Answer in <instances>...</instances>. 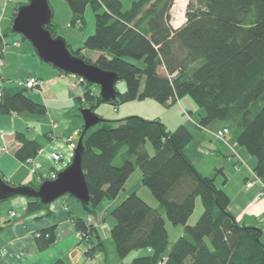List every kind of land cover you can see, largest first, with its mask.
Instances as JSON below:
<instances>
[{"label":"trees","instance_id":"1","mask_svg":"<svg viewBox=\"0 0 264 264\" xmlns=\"http://www.w3.org/2000/svg\"><path fill=\"white\" fill-rule=\"evenodd\" d=\"M65 1L73 24L83 25L87 7L95 17L94 33L82 47L69 45L70 50L116 73L127 86L115 100L104 102L97 85L75 75L85 86L84 96L76 100L79 110L96 112L102 103L118 108L145 99L171 107L189 96L203 111L197 126L221 123L256 158L255 174L264 177V0H198V7L189 6L186 22L176 29L169 23L173 0H135L127 11L121 0ZM47 28L58 35L54 22ZM85 50L100 56L92 61L83 56ZM25 111L41 115L47 109L29 98L27 89H3L0 113ZM16 137L22 143L15 153L18 159L26 161L37 154L35 141L22 134ZM192 141L186 126L169 131L159 118H103L83 139L82 165L89 188L85 210L95 215L103 199L115 200L138 168L142 184L160 208L132 193L112 211L116 223L111 238L120 258L148 250V255L135 258L132 264H159L163 258L166 264H264L262 230L236 220L229 210L228 194L214 177L202 175L188 157L186 148ZM198 198L203 211L190 225ZM27 201L28 214L48 207L37 198ZM74 221L77 232L91 237L95 233L83 220ZM167 223L183 227L170 251ZM39 239L41 247L47 248L54 241V227L41 231Z\"/></svg>","mask_w":264,"mask_h":264},{"label":"crops","instance_id":"2","mask_svg":"<svg viewBox=\"0 0 264 264\" xmlns=\"http://www.w3.org/2000/svg\"><path fill=\"white\" fill-rule=\"evenodd\" d=\"M28 3L29 0H0V31L4 43L8 44L4 53V65L0 67L3 89L12 91L17 87V81L36 76L44 81V85L27 89V96L47 109L41 115L27 111L0 113V174L7 182L16 186H38L46 180L50 172L56 170L51 158L53 152L62 155L59 171L70 164L74 148L68 139L72 138L73 143L77 144L84 126L76 100L84 96L85 86L79 84L77 76L62 73L42 61L31 42L22 35L10 33L17 8ZM49 3L51 5V0ZM54 19L53 12V22L57 27L66 24V35L63 32L59 35L73 49L82 47L85 39L95 31V26H88L87 22V19H92L90 7L86 9L83 25L73 24L72 14L70 21L64 24ZM16 41L19 42L18 47L13 46ZM83 53L87 54L86 50ZM95 53L94 59L86 58L96 61L100 53ZM135 103L136 101L125 103L114 111H121V119L134 114L146 119L159 118L167 127L164 117H152L154 115L151 116L146 107H132ZM100 108L96 112H101L98 114L106 118ZM198 113L203 115L201 110ZM197 121L198 119H193V122ZM193 122L186 118L177 123V126H186L193 134V141L186 148L188 157L202 175L214 177L215 182L220 178V187L230 197V212L240 224L260 228L264 244V196L261 195L264 190V177L259 178L255 174L256 158L232 137L219 139L216 134L223 127L221 123L199 128ZM175 129L171 127L168 130ZM17 134H22L39 145L37 154L32 157L33 163H26L16 157V151L22 146L17 140ZM33 168L38 171L36 175L31 172ZM141 182L140 170L136 168L119 196L115 200L103 199L95 215L87 213L83 204L71 195L58 198L47 209L35 214L27 213L28 201L25 197L17 196L0 202V264H54L58 260L65 264H132L135 258L148 255V250H137L125 258H120L111 238L116 223L112 211L132 193L144 198L141 191L145 190V186ZM150 198L154 205L149 204L153 208H160L152 193ZM195 210L199 211L198 204ZM75 219H81L95 228L91 241L82 242L78 239ZM190 221L191 218L188 224H191ZM51 227H54V241L47 248H43L38 235ZM167 228L169 241L170 233H176L177 238L183 233L182 226L170 229L167 223ZM174 242L169 243L168 251ZM97 246L96 251L89 255L88 252Z\"/></svg>","mask_w":264,"mask_h":264},{"label":"water","instance_id":"3","mask_svg":"<svg viewBox=\"0 0 264 264\" xmlns=\"http://www.w3.org/2000/svg\"><path fill=\"white\" fill-rule=\"evenodd\" d=\"M53 22V11L49 0H29L28 4L17 8L10 33L20 34L29 40L42 61L69 74H74L99 87V96L104 102L116 99V73L104 71L88 63L70 50L68 41L61 35L53 36L47 28ZM84 121L83 133L73 150V158L55 179L44 180L38 188L34 186H13L0 175V201L22 196L37 198L44 206H49L58 198L71 195L82 204L89 203V188L83 171V144L86 132L103 121L90 108L79 110Z\"/></svg>","mask_w":264,"mask_h":264},{"label":"rangeland","instance_id":"4","mask_svg":"<svg viewBox=\"0 0 264 264\" xmlns=\"http://www.w3.org/2000/svg\"><path fill=\"white\" fill-rule=\"evenodd\" d=\"M121 1L123 4V11H127L130 9L132 2L135 0H121ZM198 2H199L198 0H186L185 4L183 5L180 0H173L172 4L170 6V9H169L170 26L172 27L171 20L173 21L174 26H176V24H178L176 22L178 20H179L178 22H180L183 19V20H185L184 22H186V13L188 11L189 6L193 5L194 8H197ZM51 5H52V7H51L52 11L55 13L54 21L57 20L63 24H64V22L70 21V15L72 14V12H71V9H70L68 3L65 0H51ZM90 10H91V14H92V19L90 21L87 19V22H88V26L92 25V27H93V26H95V17H94V13H93L92 8H90ZM181 12L183 14H181ZM177 18H178V20H176ZM76 24H77V26H78V24L81 25L80 23H76ZM66 28H67L66 24L57 27L58 36H59V34H61V32H63L65 34V32H67ZM18 35H20V34H18ZM74 39L78 40V38H74ZM70 41H71V43H73V40H70ZM86 52H87V54L83 53L84 57H91L93 59L96 57L95 52H97V51L86 50ZM72 75H74V74H72ZM76 78H77L79 84L82 85V83H81L82 81H80V78L79 77H76ZM126 87L127 86H126L125 81H118L116 84V89L118 92H123V90H125ZM146 100H148V101H146ZM180 102H181L180 104L176 103L175 105H173L171 107H166V106L158 103L155 100L145 99L142 101H136V103L134 105H132V107L135 106V107H137V108L139 107L141 109L146 107V109L149 110V114L151 116L154 115L152 117H156V116L158 117V115H161V117H164V119L167 121V129H171V127L175 129V127H178L177 123H179L180 120H184V119L188 118V116L185 114V112H187V114L189 116H191L193 119H199V117H200V114L198 113L199 109L197 108V106L195 105V103L192 101V99L189 96L184 97L182 99V101H180ZM190 104L192 105L193 108L191 107ZM121 106L122 105H120L118 108H120ZM98 108L103 110L102 113L106 117V118H104L105 120H118V119L122 118L121 115H123V114L121 113V111L115 112L117 110V108H115L114 105H111L109 103H102ZM98 108H96L95 111H100V110H98ZM185 109H187V110H185ZM189 109H191L193 113L190 114L191 110H189ZM129 111L132 112L133 110L129 109ZM136 111H138V110H136ZM95 113L98 114L101 112H95ZM134 115L140 116L138 114H134ZM192 118H190V119L188 118V119L193 122ZM193 123L195 125H197V122H193ZM189 128L193 129L190 125H189ZM196 132H198V131H196ZM79 137H80V135H79ZM207 144L210 145L209 142H207ZM204 162L206 163V160ZM60 165H61V163H59L58 168H56V170H55L56 172L59 171ZM218 179H219V181H217L216 184L220 187V178H218ZM141 185H143L142 182H141ZM143 186H145V185H143ZM144 188H145V190H142L141 194L143 195L144 199H146L148 201V203H150L151 205H154L153 200L150 198L151 190L146 186ZM0 202H2V201H0ZM197 204H198L199 211L196 212V210H195L192 217H190L191 218V221H190L191 224L190 225H194L197 222V220L199 219V217L203 211V207H202V203H201L200 198L197 199ZM199 212H201V213H199ZM168 225H169L170 229H171V227L172 228L177 227V226H172L170 223H168ZM175 235H177V234L176 233H170V242L176 241V240H174V239H177V236H175ZM81 241L82 242H89V241H91V238H89L88 240L82 239Z\"/></svg>","mask_w":264,"mask_h":264},{"label":"built area","instance_id":"5","mask_svg":"<svg viewBox=\"0 0 264 264\" xmlns=\"http://www.w3.org/2000/svg\"><path fill=\"white\" fill-rule=\"evenodd\" d=\"M176 20H178V18ZM184 21L185 20L182 19L180 21L179 25L174 26L173 21L171 20V25L174 29H176V27L177 28L180 27L184 23ZM176 22H178V21H176ZM0 37L2 38V42L0 43V67H1L4 65V53L8 47V44L4 43V37L1 33V31H0ZM13 46L18 47L19 42H17V41L14 42ZM43 85H44V81L42 79L36 77V76H32L26 80H19L16 82V86L18 88H22V89H32V88H36V87H43ZM2 97H3V82L0 78V101H1ZM185 114L188 116L189 119L191 118L187 114V112H185ZM216 136L222 140L226 139L229 136V130L227 128H223L217 132ZM68 142L72 146V148H75L76 144L73 143L72 138H69ZM51 158L53 160L54 168L55 169L58 168V165H59V163H61V160H62V155L57 153V152H53L51 154ZM26 163H33V158L32 157L28 158L26 160ZM31 172L34 175H36L38 173L37 169H35V168H33ZM58 172L59 171L56 172L55 170L51 171L50 175L47 179H55L57 177ZM251 185H252V183L249 184V186H251ZM261 195L264 196V190L262 191ZM77 237L79 240H82V239L88 240L89 238H91V234H85L82 232H77ZM166 262H167V258H163L159 264H166Z\"/></svg>","mask_w":264,"mask_h":264},{"label":"bare ground","instance_id":"6","mask_svg":"<svg viewBox=\"0 0 264 264\" xmlns=\"http://www.w3.org/2000/svg\"><path fill=\"white\" fill-rule=\"evenodd\" d=\"M181 2H182V4L184 5L185 4V2H186V0H180ZM181 14H183L182 12H181ZM182 17V16H181ZM179 21V20H178ZM178 24H176V25H179V23L180 22H177Z\"/></svg>","mask_w":264,"mask_h":264}]
</instances>
